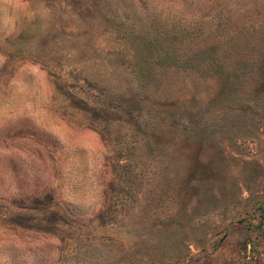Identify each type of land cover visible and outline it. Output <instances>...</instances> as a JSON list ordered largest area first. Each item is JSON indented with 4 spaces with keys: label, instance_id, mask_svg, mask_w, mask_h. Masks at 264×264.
<instances>
[{
    "label": "rangeland",
    "instance_id": "374dc122",
    "mask_svg": "<svg viewBox=\"0 0 264 264\" xmlns=\"http://www.w3.org/2000/svg\"><path fill=\"white\" fill-rule=\"evenodd\" d=\"M0 264H264V0H0Z\"/></svg>",
    "mask_w": 264,
    "mask_h": 264
}]
</instances>
